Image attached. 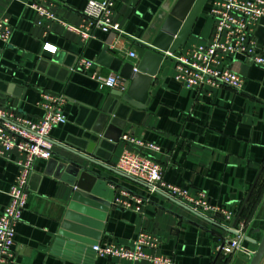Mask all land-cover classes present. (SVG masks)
<instances>
[{
    "label": "crops",
    "instance_id": "0c3cea01",
    "mask_svg": "<svg viewBox=\"0 0 264 264\" xmlns=\"http://www.w3.org/2000/svg\"><path fill=\"white\" fill-rule=\"evenodd\" d=\"M33 1L54 18L40 15L31 6ZM163 1L114 3L112 20L134 38L90 26V37L83 39L66 25L86 24L82 11L87 0H0V16L11 26L9 41L0 52V108L36 119L41 114L36 102L43 93L63 94L67 122L50 132L51 158L58 161L59 156L77 159L69 150L82 151L87 144L82 136L91 135V130L99 127L97 122L109 115L115 125L123 126L121 137L152 142L158 150L138 148L120 137L115 146L107 142L105 149L98 151L100 162L115 168L124 148L140 152L160 165L166 182L186 188L192 195L203 192L211 203L231 210L234 220L264 160V66L242 53L227 56L220 59V65L242 76L241 90L226 85L187 88L175 80L174 62L165 56L153 76L144 109L117 108L120 99L114 92L123 90L124 81L120 78L112 89L99 88L93 75L113 72L96 61L104 46L123 61H137L128 52L135 51V42ZM212 4L213 0L204 1L186 43L176 53L212 38ZM253 38L257 51L264 53V18L258 20ZM45 42L55 50H44ZM81 58L92 65L85 70L75 67ZM19 158L16 150L0 154V214ZM95 169L120 184L109 186L113 197L124 190L143 200L140 212L111 201L114 208L104 212L99 242L130 245L145 230L159 237L157 252L170 257L173 264H248L249 253L257 244L248 238L258 242L264 232V168L238 218L246 222L248 237L241 241L243 249L228 255L219 253L216 246L234 237L228 228L233 220L211 219L151 191L136 178ZM27 191L26 205L15 227L11 264H148L90 257L88 250L77 258L57 247L55 238L73 186L55 175L49 159L34 160Z\"/></svg>",
    "mask_w": 264,
    "mask_h": 264
},
{
    "label": "built area",
    "instance_id": "2783aa9c",
    "mask_svg": "<svg viewBox=\"0 0 264 264\" xmlns=\"http://www.w3.org/2000/svg\"><path fill=\"white\" fill-rule=\"evenodd\" d=\"M117 0H87L82 11L84 25L66 27L79 33L83 39L90 37L88 28L93 26L103 32H113L117 36H128L117 22L112 20L114 3ZM31 6L40 15L54 18L53 14L34 1ZM215 20V31L212 38L205 42L192 45L185 52L164 53L174 62V78L187 88L210 85L229 86L241 90L243 78L225 65H220V59L235 54H245L256 64L264 66V53L257 51L253 32L258 20L264 16V0H213L210 10ZM11 26L7 18L0 16V52L2 46L9 41ZM139 40V39H138ZM137 40V41H138ZM44 50L54 51L55 47L45 42ZM128 56L136 57L135 51L130 50ZM92 65L90 60L81 58L76 66L82 70ZM99 88L112 89L119 85L117 73L102 74L94 72ZM66 97L59 93H43L36 102L41 110L38 118L16 115L4 107L0 108V154L16 150L20 155L17 160V174L14 182L7 190L8 201L0 214V264H11L14 257L15 227L21 220L22 211L27 201V182L32 171L33 162L37 158L49 159L52 156L51 130L67 122L64 113ZM121 140L138 148L158 150L152 142L130 135H123ZM120 172L136 178L147 184L151 191H161L175 200L189 206L193 211L219 219L220 222L231 223V210L211 203L203 192L192 195L186 188L171 184L163 179L162 169L154 160L140 152L124 148L115 164ZM114 205L140 212L143 200L134 194L121 191L112 198ZM234 237L225 239L216 246L223 255L241 250V241L246 239V222L237 220L235 225L228 226ZM158 236L151 232L140 231L130 245L99 242L90 246L93 256L102 258H119L130 262H146L148 264H173L172 259L160 254Z\"/></svg>",
    "mask_w": 264,
    "mask_h": 264
},
{
    "label": "water",
    "instance_id": "95a60500",
    "mask_svg": "<svg viewBox=\"0 0 264 264\" xmlns=\"http://www.w3.org/2000/svg\"><path fill=\"white\" fill-rule=\"evenodd\" d=\"M204 1L164 0L144 34L134 44L137 61L133 64L115 56L113 52L107 49V46L102 48L97 57V63L117 73L124 81L123 90L114 92L120 99L117 108L120 106L145 108L148 103V92L153 82V76L157 73L165 57L164 53H174L186 43ZM262 18L264 16L259 21ZM114 123L113 118L106 115L104 120L97 122L99 127L91 130V135L86 136L84 134L82 138L87 140V144L83 150H69L77 159L59 156L61 161H58L49 158V162L54 165L55 175L73 186L72 194L59 226L58 235L55 238L57 247L62 248L67 255L73 257L80 258L86 250H88L90 257L93 256L90 246L100 240L105 219L104 212L108 211L109 208H114L111 204L114 190L109 186H120L109 176L95 168L99 167L134 179L98 160L100 158L98 151L104 150L107 142L115 146L122 135L123 126H117ZM263 168L264 160L232 225L237 222ZM143 184L149 187L147 184ZM168 197L189 208L174 198ZM248 239L257 243L255 250L249 253L248 264H260L264 258V232L258 242L251 238Z\"/></svg>",
    "mask_w": 264,
    "mask_h": 264
}]
</instances>
